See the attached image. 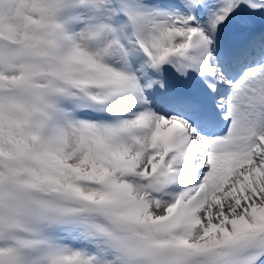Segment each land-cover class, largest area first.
Instances as JSON below:
<instances>
[{"label":"snow or ice","instance_id":"snow-or-ice-1","mask_svg":"<svg viewBox=\"0 0 264 264\" xmlns=\"http://www.w3.org/2000/svg\"><path fill=\"white\" fill-rule=\"evenodd\" d=\"M0 264H264V0H0Z\"/></svg>","mask_w":264,"mask_h":264}]
</instances>
